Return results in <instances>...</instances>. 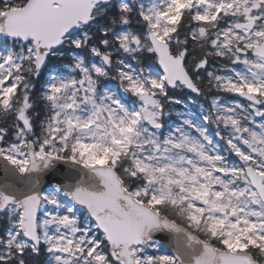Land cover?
<instances>
[{
  "label": "snow or ice",
  "instance_id": "6c2138e0",
  "mask_svg": "<svg viewBox=\"0 0 264 264\" xmlns=\"http://www.w3.org/2000/svg\"><path fill=\"white\" fill-rule=\"evenodd\" d=\"M0 264H264V0H0Z\"/></svg>",
  "mask_w": 264,
  "mask_h": 264
}]
</instances>
